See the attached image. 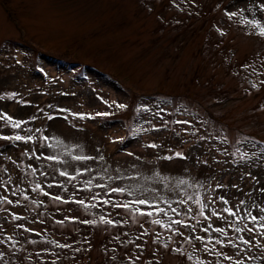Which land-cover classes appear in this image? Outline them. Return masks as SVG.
<instances>
[{"label":"rangeland","instance_id":"1","mask_svg":"<svg viewBox=\"0 0 264 264\" xmlns=\"http://www.w3.org/2000/svg\"><path fill=\"white\" fill-rule=\"evenodd\" d=\"M262 29L264 0H0V264H264Z\"/></svg>","mask_w":264,"mask_h":264},{"label":"snow or ice","instance_id":"2","mask_svg":"<svg viewBox=\"0 0 264 264\" xmlns=\"http://www.w3.org/2000/svg\"><path fill=\"white\" fill-rule=\"evenodd\" d=\"M262 34H264V29H262ZM120 107H123V105H121ZM20 137H17V139H19ZM141 203H143V201H141Z\"/></svg>","mask_w":264,"mask_h":264}]
</instances>
